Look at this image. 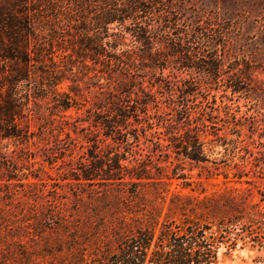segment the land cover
I'll return each mask as SVG.
<instances>
[{"label":"trees","instance_id":"obj_1","mask_svg":"<svg viewBox=\"0 0 264 264\" xmlns=\"http://www.w3.org/2000/svg\"><path fill=\"white\" fill-rule=\"evenodd\" d=\"M166 11L161 0H0V197L62 201L41 248L0 231V264H211L217 236L246 214L233 188L211 217L170 190L193 183L184 161L235 149L241 122L210 86L191 100L192 80L164 74L176 63L217 83L221 69L204 58L200 24L179 27ZM33 221L24 228L40 238Z\"/></svg>","mask_w":264,"mask_h":264},{"label":"rangeland","instance_id":"obj_2","mask_svg":"<svg viewBox=\"0 0 264 264\" xmlns=\"http://www.w3.org/2000/svg\"><path fill=\"white\" fill-rule=\"evenodd\" d=\"M161 3L167 10L166 14L178 16L179 27L186 23L190 28L200 24L202 32L198 34L207 48L204 58L213 55L221 59L220 81L217 83L211 78H207L206 83L201 82L200 74L191 69L176 70L173 67L176 63L166 67L164 74L171 80H192L196 89L191 100L197 97L199 100L204 90L202 87L210 86L209 97L215 96L218 104L222 99L230 104L231 112L241 122L237 127L240 128V137H237L235 149L228 145L225 151L223 146L217 145L215 150L219 153L208 155V162L195 164L184 161L185 172L191 175L187 180L193 183L186 186L182 179H173L170 190L194 197L192 201L199 202L204 214L209 213L211 217L219 216L217 210H222L225 204L224 196L219 195H228L230 189H235L233 193L243 201L241 205L246 207V214L241 218L240 213H235L233 221L217 236L211 264H264V0H161ZM130 40L127 35V45L121 48L134 47ZM233 80L240 87L234 94L229 87ZM68 82L62 83L59 89L67 90ZM225 94L227 98L222 97ZM220 114L219 117L222 112ZM140 115L143 117L142 113ZM221 125H226V122L219 118L218 128ZM230 125L232 123L227 126ZM222 133L220 131V135ZM226 138L234 139L236 133H228ZM34 149L31 145L30 150ZM212 160L216 162L212 163ZM44 168L52 178L47 181H53L60 173L57 166L50 168L44 165ZM42 176L46 177L45 174ZM66 203L70 206L72 200L69 198ZM61 205L62 201L48 197L26 198L20 194L0 197V231L19 232L27 245L41 248L52 242ZM249 213L254 216L252 222L247 218ZM35 219L40 220L37 229L40 238L32 228H24L25 222L31 224ZM18 226L20 229L16 230Z\"/></svg>","mask_w":264,"mask_h":264}]
</instances>
